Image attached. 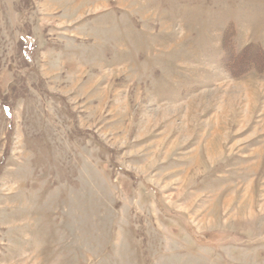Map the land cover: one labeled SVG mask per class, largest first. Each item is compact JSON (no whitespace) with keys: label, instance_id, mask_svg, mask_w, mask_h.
Returning a JSON list of instances; mask_svg holds the SVG:
<instances>
[{"label":"rangeland","instance_id":"obj_1","mask_svg":"<svg viewBox=\"0 0 264 264\" xmlns=\"http://www.w3.org/2000/svg\"><path fill=\"white\" fill-rule=\"evenodd\" d=\"M0 264H264V0H0Z\"/></svg>","mask_w":264,"mask_h":264}]
</instances>
